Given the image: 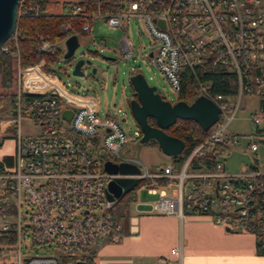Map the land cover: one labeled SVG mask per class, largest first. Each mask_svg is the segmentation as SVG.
Instances as JSON below:
<instances>
[{
    "label": "built area",
    "instance_id": "built-area-1",
    "mask_svg": "<svg viewBox=\"0 0 264 264\" xmlns=\"http://www.w3.org/2000/svg\"><path fill=\"white\" fill-rule=\"evenodd\" d=\"M79 1L62 3L59 12L69 3L71 13H81ZM45 11L50 10L42 0H20L18 16ZM86 17L82 38L96 46L103 45L91 36L89 21L104 20L124 31L117 52L127 60L135 55L128 22L141 21L153 46L146 54L149 63L175 93L196 87L198 96L213 100L220 118L180 171L172 164L149 168L127 151L130 137L119 119L100 116L93 97L65 87H34L28 81L39 78L40 63L19 66L16 112L3 123L14 131L16 151L13 165L0 173V264H81L98 243L119 242L122 218L107 196L117 175L105 170L106 159L140 170L127 177L140 178L149 193H159L152 213L198 215L230 232L251 233L264 255V163L258 157L264 155V0H96ZM62 31H71V25ZM56 45L42 40L40 49ZM211 67L228 76L231 93L212 91L213 80L205 78ZM130 73L139 72L131 67ZM248 96L257 100L249 115L254 132L238 135L228 125ZM65 110L72 111L70 120L63 117ZM25 118L33 128L26 135ZM134 135L141 138L140 129ZM237 155L251 160L240 162ZM159 179L168 181L163 187L175 185L171 195L165 188L158 191ZM36 247L46 253H36Z\"/></svg>",
    "mask_w": 264,
    "mask_h": 264
},
{
    "label": "rangeland",
    "instance_id": "rangeland-1",
    "mask_svg": "<svg viewBox=\"0 0 264 264\" xmlns=\"http://www.w3.org/2000/svg\"><path fill=\"white\" fill-rule=\"evenodd\" d=\"M126 33L135 51V55L129 60L124 59L117 52L118 47H120V41L124 36V31L118 27L109 26L104 20H94L92 22L91 36L94 35L96 42L103 46L94 45L92 39L87 42V38H81L80 45L77 47L73 57L70 60H65L63 56L60 57L52 65V69L68 91L80 96L93 97L97 101L100 116L111 114L119 119L130 137L129 147L132 149L130 154L139 159L147 167L154 169L165 164H172L173 159L165 155L155 142L150 141L142 144L140 138L134 135V131L139 128L128 104L133 95L132 87L129 83L131 76L130 68L134 67L139 73H142L148 84L156 86L157 91L165 99L175 102L177 100V93L172 90L160 70L149 63L146 58V54H149L153 50V46L141 21L131 19L128 22ZM41 46L42 42L39 44V49ZM60 47L65 53V42H62ZM80 59L84 60L88 65L87 68L83 69L85 72L83 77L73 75L74 65ZM93 69H96L95 74L92 73ZM13 93L14 88L8 90L2 88L0 78V95L3 96L0 98V131L3 133H7V131L5 126L2 125L1 120L7 117L10 118V96ZM244 105L245 107H242L238 111L234 120L228 125V130L238 135L253 133L255 128L249 120V115L253 110L257 109V100L254 97H245ZM123 119L125 121H122ZM31 124L30 120L24 119V135L32 132L33 128ZM8 136L10 137V134ZM258 157L261 163H264V155L259 153ZM238 158L240 162L251 160V158H246L243 155H239ZM174 186H162L158 188V191L161 188H165L168 195H171ZM186 192L187 187L185 188V194ZM158 198L159 193L151 194L148 192V188L141 186L133 193L127 194L120 202H116L115 211L117 214H120L123 211L128 212L129 210L132 213H135L136 210H150L152 204ZM137 203L139 205L138 209H136ZM23 245L25 247V242ZM35 252L45 254L46 250L43 247H36Z\"/></svg>",
    "mask_w": 264,
    "mask_h": 264
},
{
    "label": "crops",
    "instance_id": "crops-1",
    "mask_svg": "<svg viewBox=\"0 0 264 264\" xmlns=\"http://www.w3.org/2000/svg\"><path fill=\"white\" fill-rule=\"evenodd\" d=\"M51 1L49 10L59 12L62 3L77 0ZM40 65L39 78L29 80L30 85L65 87L55 73L45 70L44 61ZM7 119L1 120L2 125ZM5 129L7 133L0 131V161L4 157L14 159L16 151L14 131ZM127 151L131 153L132 149ZM150 210H129L118 215L114 207L115 214L122 218L123 237L117 243L102 241L90 248L86 255L93 264H159L160 259L167 264H264V255L258 253L257 240L251 233L230 232L198 215L179 218ZM176 248L179 253L174 251Z\"/></svg>",
    "mask_w": 264,
    "mask_h": 264
},
{
    "label": "trees",
    "instance_id": "trees-1",
    "mask_svg": "<svg viewBox=\"0 0 264 264\" xmlns=\"http://www.w3.org/2000/svg\"><path fill=\"white\" fill-rule=\"evenodd\" d=\"M42 1L45 7L52 4L51 0ZM78 4L82 7V12L78 14L71 13V5L66 3L63 5V12L45 11L39 16L21 15L19 17L16 32L0 49V78L1 85L4 89L8 90L14 87L16 89L17 70L19 66L24 69L44 61L45 70L54 73L52 65L64 55L63 49H61L59 44L64 42L69 35H76L78 39L81 40L82 36L85 34L82 31V26L88 21L86 14L96 9V0H80ZM89 23L92 22L89 21ZM67 24L71 25V31L63 32L62 26ZM42 40H49L51 43L57 45L48 52H42L39 49V44ZM205 78L213 80L212 91L214 93L227 95L233 91V87L228 86V76L218 68H209V72ZM187 81V83H191L189 79ZM197 96L196 87H181V90L177 93L176 101L183 100L191 102ZM2 97L3 96L0 95V98ZM16 97L15 91L10 96V117L14 116L16 112ZM150 120L151 119H149V123L154 126L155 121L151 122ZM165 131L169 135L177 137L185 142L184 151L179 156L172 157V165L176 171H180L190 151L208 135V132H204L200 125L193 120L179 119L173 126ZM155 143L157 144V142ZM13 162L14 159L12 157H4V159L0 161V173L4 171L5 167H11ZM145 184V181H143L136 189ZM158 184L164 186L168 184V181L159 179ZM136 189L134 191H136ZM123 198L121 200H123ZM121 200H119V202ZM82 259L83 264H93V259L90 256L84 255Z\"/></svg>",
    "mask_w": 264,
    "mask_h": 264
},
{
    "label": "water",
    "instance_id": "water-1",
    "mask_svg": "<svg viewBox=\"0 0 264 264\" xmlns=\"http://www.w3.org/2000/svg\"><path fill=\"white\" fill-rule=\"evenodd\" d=\"M19 3L20 0H0V49L16 32L19 21ZM65 45L66 51L63 58L70 60L80 45V41L76 35H71L65 40ZM84 63L85 61L82 59L75 63L73 75L79 77L85 75ZM92 73L95 74L96 69H93ZM129 83L133 95L128 104L141 131L140 142L142 144L150 141L157 142L161 151L169 157H177L185 149L183 140L171 136L165 131L177 120H193L200 125L204 132H207L220 118L221 108L205 95H199L191 102L183 100L173 102L165 99L157 91L156 86L149 85L142 73L131 75ZM71 116L72 111L65 110L63 112L64 118L70 120ZM149 119H154L156 126L151 125ZM104 168L108 173L117 175L108 184L107 196L111 201L118 202L134 191L141 181L140 178L127 177L140 172L134 165L118 164L106 159Z\"/></svg>",
    "mask_w": 264,
    "mask_h": 264
},
{
    "label": "flooded vegetation",
    "instance_id": "flooded-vegetation-1",
    "mask_svg": "<svg viewBox=\"0 0 264 264\" xmlns=\"http://www.w3.org/2000/svg\"><path fill=\"white\" fill-rule=\"evenodd\" d=\"M150 121H151V122H153L154 120H153V119H151ZM154 126H156V123H155V125H154Z\"/></svg>",
    "mask_w": 264,
    "mask_h": 264
}]
</instances>
